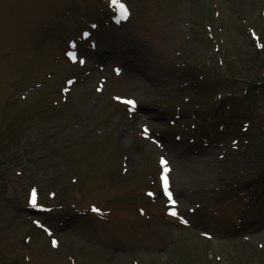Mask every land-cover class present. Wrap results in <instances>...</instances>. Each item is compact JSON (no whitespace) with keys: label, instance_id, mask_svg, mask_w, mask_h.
Returning a JSON list of instances; mask_svg holds the SVG:
<instances>
[{"label":"rangeland","instance_id":"374dc122","mask_svg":"<svg viewBox=\"0 0 264 264\" xmlns=\"http://www.w3.org/2000/svg\"><path fill=\"white\" fill-rule=\"evenodd\" d=\"M121 2L0 0V264H264V0Z\"/></svg>","mask_w":264,"mask_h":264},{"label":"trees","instance_id":"16d2710c","mask_svg":"<svg viewBox=\"0 0 264 264\" xmlns=\"http://www.w3.org/2000/svg\"><path fill=\"white\" fill-rule=\"evenodd\" d=\"M246 22H248V25L249 26H252V24L254 25V21L253 20H251L250 19V17H249V19L248 20H246ZM211 44L213 45V46H219V44H218V39L216 38V36L213 34V32L211 33ZM258 46H259V48H263L264 47V43H262V44H260V42L258 41ZM220 47V46H219ZM260 52H264L263 50H259ZM258 51V52H259ZM195 57V55H191V56H189L188 57V59L189 60H192V61H196V59H198V58H194ZM200 63H202L201 61H200ZM225 73V75H229V73L230 72H227V71H225L224 72ZM261 86L260 85H258V84H255L254 86H252V88H249V90H248V92L249 93H255L259 88H260ZM226 96V95H225ZM216 97H217V95L216 94H214L213 95V97H212V101H214L215 99H216ZM222 97L223 96H221L220 97V100L219 101H222ZM227 98H233L232 96H226V98H223V102H222V104H226V102H227ZM262 143L264 144V141H262ZM261 143V144H262ZM263 185H264V170H263V175H262V177L259 179V181L257 182V183H255L254 185H253V189H251L252 191H251V193H250V198H251V200L252 201H254V199H256V198H259V194L261 193V192H264V190H263Z\"/></svg>","mask_w":264,"mask_h":264},{"label":"snow or ice","instance_id":"6c2138e0","mask_svg":"<svg viewBox=\"0 0 264 264\" xmlns=\"http://www.w3.org/2000/svg\"><path fill=\"white\" fill-rule=\"evenodd\" d=\"M113 4L117 6L118 12H119V16L121 20H126L129 17V10L127 8V6L121 2V0H112ZM75 58V57H73ZM128 103H132V101H128ZM163 162V161H162ZM166 163V162H163ZM165 184L167 185V178L165 177ZM169 196H171V193H168ZM33 204H35V193H33ZM98 211V209L96 210ZM173 215H175V212L172 213Z\"/></svg>","mask_w":264,"mask_h":264}]
</instances>
